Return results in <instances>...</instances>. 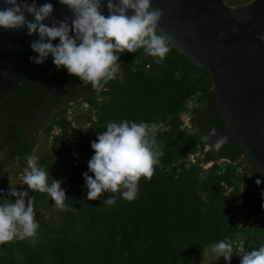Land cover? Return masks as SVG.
I'll use <instances>...</instances> for the list:
<instances>
[{"label": "trees", "instance_id": "16d2710c", "mask_svg": "<svg viewBox=\"0 0 264 264\" xmlns=\"http://www.w3.org/2000/svg\"><path fill=\"white\" fill-rule=\"evenodd\" d=\"M169 47L162 63L142 49L117 53L120 72L96 90L62 68L0 103V204L15 202L11 187L29 191L39 224L35 243L0 245V264H200L203 250L225 239L234 247L231 264H241L237 250L264 245L262 173L226 134L211 73ZM123 120L160 126V165L151 181L141 178L132 202L112 193L87 200L91 144L108 123ZM213 127L228 137L218 152L201 140ZM27 156L37 158L49 183L67 180L69 210L23 184ZM111 195L116 203L103 205Z\"/></svg>", "mask_w": 264, "mask_h": 264}, {"label": "clouds", "instance_id": "9594fccd", "mask_svg": "<svg viewBox=\"0 0 264 264\" xmlns=\"http://www.w3.org/2000/svg\"><path fill=\"white\" fill-rule=\"evenodd\" d=\"M59 3L73 13L71 23L67 19H55L51 3L38 7L36 0H31V3L29 0H3L7 7L0 8V29L26 27L28 36L38 33L39 39L30 44L38 56L30 57L31 62L42 65L51 55L58 69L67 68L70 75L79 77L85 85L91 84L93 90L102 87V81L114 80L120 72L117 53L142 49L144 54L162 63L171 51L169 37L158 34V25L164 13L152 8V0H118V3L107 0V17L101 14L102 0H59ZM129 10L134 14L129 16ZM26 14H31L34 20L29 21ZM49 18L53 20L51 27L44 23ZM247 18L252 19L251 16ZM232 31L235 33L238 28L233 27ZM225 36L226 33H220L221 39ZM57 39L60 43L54 45L53 41ZM257 39L264 41V34H258ZM159 129L160 126L155 123L128 120L108 123L106 131L98 135V142L91 144L95 155L88 167L95 178L84 173L87 200H97L103 193H112L120 194L129 202L134 201L141 178L151 181L164 155L162 145L157 142ZM213 137H217L215 127L201 140L205 142L206 151L218 152L227 144L228 137L221 135L213 143H207ZM21 178L28 190L47 193L55 201L56 208L69 210L61 181L53 179L49 183L48 172L38 166L36 157H26ZM9 195L16 200L13 203L5 199L0 204V245L26 239L35 243L39 224L35 219L34 197L29 196V191H18L12 187ZM115 203L114 195L103 201V205L108 206ZM237 251L241 264H264V245L251 251ZM210 252L215 260L223 257L231 264L234 247L230 240L225 239L212 245ZM208 255V251L203 250L202 264H205Z\"/></svg>", "mask_w": 264, "mask_h": 264}, {"label": "water", "instance_id": "95a60500", "mask_svg": "<svg viewBox=\"0 0 264 264\" xmlns=\"http://www.w3.org/2000/svg\"><path fill=\"white\" fill-rule=\"evenodd\" d=\"M45 3L53 5L55 19L71 23L73 13L67 6L59 0H36L38 7ZM102 5L101 14L107 17V0H102ZM2 7L7 5L0 0ZM152 8L164 13L158 31L194 64L211 73L226 134L236 138L264 180V41L257 39L258 34H264V0L243 6H230L224 0H152ZM133 14L129 10L128 15ZM26 18L34 20L31 14ZM44 23L51 27L53 20ZM233 27L238 31L234 33ZM222 32L226 33L223 39ZM26 33V27L0 29V103L58 69L51 55L42 65L31 62L30 57L38 54L30 44L39 34ZM59 43V39L53 41Z\"/></svg>", "mask_w": 264, "mask_h": 264}, {"label": "rangeland", "instance_id": "374dc122", "mask_svg": "<svg viewBox=\"0 0 264 264\" xmlns=\"http://www.w3.org/2000/svg\"><path fill=\"white\" fill-rule=\"evenodd\" d=\"M185 121L188 122V120H186V119H185ZM211 164H212V163L204 164V167H205V168H209V167L211 166ZM66 181H67V180L64 179V182H63V184H62V187L65 186ZM239 218L241 219V217H239ZM210 249H211V248L207 249L209 255H208V257H207V260L205 261V264H224V258L221 257L219 260H215L214 256H213V255L211 254V252H210ZM202 262H203V260L201 261L200 264H202Z\"/></svg>", "mask_w": 264, "mask_h": 264}, {"label": "built area", "instance_id": "2783aa9c", "mask_svg": "<svg viewBox=\"0 0 264 264\" xmlns=\"http://www.w3.org/2000/svg\"><path fill=\"white\" fill-rule=\"evenodd\" d=\"M186 120H188V118H187ZM197 156H198V155H193V156H191V161H192V163H196V162H197Z\"/></svg>", "mask_w": 264, "mask_h": 264}]
</instances>
